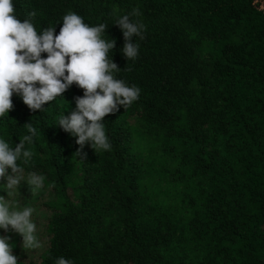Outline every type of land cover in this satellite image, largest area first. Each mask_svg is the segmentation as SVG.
<instances>
[{
    "label": "trees",
    "instance_id": "trees-1",
    "mask_svg": "<svg viewBox=\"0 0 264 264\" xmlns=\"http://www.w3.org/2000/svg\"><path fill=\"white\" fill-rule=\"evenodd\" d=\"M12 2L21 21L36 13L38 33L53 27L58 35L68 12L89 26L106 24L102 38L116 41L114 77L141 89L103 120L111 150L86 143L85 159L74 155L77 138L58 126L81 88L73 84L36 112L13 94L0 139L14 148L31 135L25 124L36 128L25 143L31 160L17 163L42 174L58 200L45 251L27 264L61 256L73 264H264V0ZM133 9L140 15L130 19L146 27L143 40L132 38L134 61L115 25ZM200 46L207 52L199 55ZM132 120L141 139L160 138L170 203L144 183Z\"/></svg>",
    "mask_w": 264,
    "mask_h": 264
},
{
    "label": "clouds",
    "instance_id": "clouds-1",
    "mask_svg": "<svg viewBox=\"0 0 264 264\" xmlns=\"http://www.w3.org/2000/svg\"><path fill=\"white\" fill-rule=\"evenodd\" d=\"M35 15L29 13V18L21 21L15 15L12 0H0V117L13 109L14 93L36 112L76 84L83 90V96L75 98L76 108L70 115L61 114L58 126L77 138L76 144L80 147L74 155L85 159L86 143L95 152L110 151L112 145L106 135L104 118L114 114L120 106L130 107L141 93L139 87L128 86L113 75L120 71L109 59L116 41L102 38L106 24L89 26L74 12L63 17L58 35L53 27L38 33L31 20ZM139 15V10L133 9L129 15L116 20L115 25L119 26L125 40L122 51L127 60L134 61L139 53V44L133 43L132 38H145V25L130 19ZM42 53H47V58H42ZM24 126L31 135L24 136L14 148L0 139V180L5 181L7 197L19 191L25 179L33 196L44 185L42 174L29 172L25 178L24 168L17 163L23 158L27 164L33 156L32 151L25 150V143H32L37 130L31 123ZM33 212L32 207L17 210L8 198L0 196V229L8 232L11 228L19 234L23 249L43 246L31 219ZM0 264H19L7 236H0ZM55 264H73V261L61 256Z\"/></svg>",
    "mask_w": 264,
    "mask_h": 264
},
{
    "label": "rangeland",
    "instance_id": "rangeland-1",
    "mask_svg": "<svg viewBox=\"0 0 264 264\" xmlns=\"http://www.w3.org/2000/svg\"><path fill=\"white\" fill-rule=\"evenodd\" d=\"M207 52L205 46H200L197 49V53L204 54ZM132 122V140L133 148L138 149L143 154L142 168L144 175V183L147 186L153 187V191L160 193L161 199L167 200L168 203L172 200L171 194L173 190L170 186H167V181L169 179V171L166 166H163L159 154L162 153V143L159 137H149L144 140L140 138L138 134L141 130L140 125L135 121ZM170 160H168V164ZM27 178V174H25ZM5 181L0 180V196L8 198L10 203L17 210H22L24 207L34 208L32 215V221L36 224L37 237L42 243L40 249H23L22 247V237L15 233L9 228L8 232L0 229V236L7 235L10 237V243L13 245V255L19 258V262L27 264L30 261H37L39 256L45 251L46 238L48 235L47 223L49 220L50 210L57 207L58 200L57 197L52 193L50 187L46 182L42 189L36 195L30 193V189L26 184V179L21 183L19 191L15 192L12 196L7 197V193L4 192L3 184ZM151 188L148 189L150 191Z\"/></svg>",
    "mask_w": 264,
    "mask_h": 264
}]
</instances>
